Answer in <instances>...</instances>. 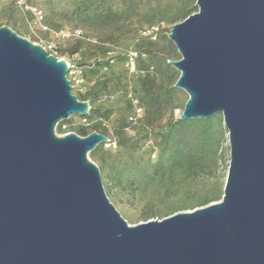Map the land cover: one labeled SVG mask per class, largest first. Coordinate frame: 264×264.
<instances>
[{"label": "water", "instance_id": "water-1", "mask_svg": "<svg viewBox=\"0 0 264 264\" xmlns=\"http://www.w3.org/2000/svg\"><path fill=\"white\" fill-rule=\"evenodd\" d=\"M167 34L181 120L220 112V200L129 224L87 157L107 136L55 133L84 116L67 62L0 26V264H264V0H196Z\"/></svg>", "mask_w": 264, "mask_h": 264}, {"label": "rangeland", "instance_id": "rangeland-1", "mask_svg": "<svg viewBox=\"0 0 264 264\" xmlns=\"http://www.w3.org/2000/svg\"><path fill=\"white\" fill-rule=\"evenodd\" d=\"M189 8L198 9L196 0H0V26L10 27L67 62L72 92L89 103L92 113L70 115L56 125L55 133L84 136L83 132L95 130L107 136L108 141L99 143L87 157L98 166L110 202L131 225L192 210L195 207H180L208 193L216 179L225 183L229 143L224 125L226 133L217 136L214 147L215 164L193 173L174 171L164 180L157 176L154 182L146 176L151 171L148 165L163 149L162 132L180 119L188 99L174 85L179 71L169 61L178 60L180 54L167 34ZM150 24L158 25L156 37L140 36L139 31ZM77 30L79 35L73 34ZM128 51L136 53L133 71L126 65ZM147 72L154 81L145 84L159 95L160 105L150 130L144 125L146 98L141 89ZM216 114L222 118L220 112ZM113 128L121 132L118 137Z\"/></svg>", "mask_w": 264, "mask_h": 264}, {"label": "trees", "instance_id": "trees-1", "mask_svg": "<svg viewBox=\"0 0 264 264\" xmlns=\"http://www.w3.org/2000/svg\"><path fill=\"white\" fill-rule=\"evenodd\" d=\"M196 11L195 8L185 9L180 15V20L185 19L188 15ZM151 25L153 24L148 26ZM146 80L152 81V83L154 81L148 72L143 75L141 89L146 98L144 125L147 130H150L149 127L152 120L155 118V115H158V111H160V105L158 102L159 95L153 92L150 86L151 84H145ZM88 113H92L91 108H89ZM89 133L83 132L82 135L85 136ZM224 133H226V130L223 128V120L219 114H215L208 119H177L176 121H172L162 132L163 149L157 158L156 155L154 156L156 158L155 162L148 165V169L151 171L146 173L147 179L154 182L155 177L158 176L159 180H164L165 177H168L174 171L178 175L183 172L193 173L195 170L204 166L209 167L211 163L215 164L214 147L217 142V136L223 135ZM120 134L121 132L113 128L114 136L118 137ZM152 154H150L151 157ZM190 183L188 182L187 185ZM222 189L223 181L216 179L212 182L208 193L191 200L189 199V204H186L185 201V204L180 207V210L192 209L193 207L196 208L218 201L222 197Z\"/></svg>", "mask_w": 264, "mask_h": 264}, {"label": "built area", "instance_id": "built-area-1", "mask_svg": "<svg viewBox=\"0 0 264 264\" xmlns=\"http://www.w3.org/2000/svg\"><path fill=\"white\" fill-rule=\"evenodd\" d=\"M158 32V25H151V26H147L142 28L139 33L140 36L142 37H148V38H155L156 34ZM61 35L63 36H69V33H65L63 31L60 32ZM75 33V35H79V30L73 32V34ZM135 59H136V53L133 51H128L126 54V65L129 66L130 70H134L135 69ZM137 115L140 114L141 109L137 108L136 109ZM130 121H134V117H129ZM155 154H152V157L154 158Z\"/></svg>", "mask_w": 264, "mask_h": 264}]
</instances>
